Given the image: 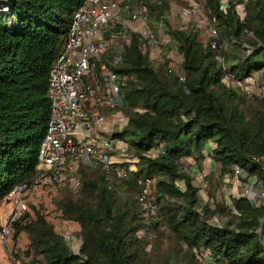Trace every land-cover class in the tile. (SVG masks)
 <instances>
[{
	"label": "trees",
	"instance_id": "trees-1",
	"mask_svg": "<svg viewBox=\"0 0 264 264\" xmlns=\"http://www.w3.org/2000/svg\"><path fill=\"white\" fill-rule=\"evenodd\" d=\"M85 1L0 0L1 198L35 174L51 113L50 72L64 49L74 13ZM135 1L148 6L152 23L164 25L170 44L181 54L185 88L178 78H164L154 68L139 33L131 32L124 62L115 69L133 76L121 108L128 124L116 138L136 153L142 168L129 180H117L102 169L82 167V189L61 191L57 209L62 219L81 228L79 254L40 211L16 224L14 239L27 234L30 255L43 264H204L201 252L210 253L217 264H264V204L257 207L246 198H234L239 215L225 202L214 208L199 205L200 189L181 167L183 158H194L201 166L212 142V159L221 176L238 166L264 182V168L253 160L264 158V101L247 98L224 82L218 54L198 41L195 28L170 26L166 15L171 0L124 3L132 7ZM202 1L208 16L216 18L220 56L235 79L243 81L263 70L264 2L248 0L242 21L233 6L225 14L219 0ZM122 30V25L113 29ZM162 144L166 155L147 156ZM139 177L156 179L149 194L158 206L152 223L137 198L128 201L117 191L120 184L139 191ZM111 180L113 191L108 188ZM215 215L227 221L213 224Z\"/></svg>",
	"mask_w": 264,
	"mask_h": 264
},
{
	"label": "built area",
	"instance_id": "built-area-1",
	"mask_svg": "<svg viewBox=\"0 0 264 264\" xmlns=\"http://www.w3.org/2000/svg\"><path fill=\"white\" fill-rule=\"evenodd\" d=\"M124 1L86 0L74 13L64 49L49 76L48 96L51 113L35 174L31 181L17 186L4 198L0 197V251L7 250L14 238L18 222L24 218L34 219L31 199L35 194L50 190H69L76 193L82 189L80 168H99L117 180H129L131 177L133 166L120 165L129 160L125 155L128 147L122 140L116 138L128 124V118L121 108L124 90L133 78L132 75L120 74L115 70L122 66L124 51L132 41L131 32L129 35L125 33L128 23L120 14ZM219 2L220 10L225 14L233 6L242 21L246 17L248 0ZM127 9L129 11L131 8ZM190 15L191 10L186 9L181 17L187 19ZM132 21L142 24L139 40L145 49L150 44L171 42L168 34L156 33L150 27L149 8L146 4L134 7ZM212 21L207 46L210 45L216 52L222 47L219 43L220 30L216 25V18ZM117 24L122 25V31H113ZM150 49L155 48L150 45ZM248 53H251L249 48ZM217 54L227 80L235 81L248 95L256 93L260 99H264V69L258 72V78L253 75L243 81H237L223 62L220 51ZM177 78L185 88L186 74ZM137 111L145 110L139 108ZM215 149L216 145L209 152V156H212ZM158 155H166L163 144L147 156ZM253 160L264 168V158L255 157ZM232 171L223 176L224 183L239 182L249 176L238 166H234ZM134 172H137V169ZM249 182L244 185L241 197L246 198L253 206H262L264 182L258 181L256 176L251 177ZM136 183L139 188L136 198L143 205L144 217L149 219V213L154 215L158 213L157 204L149 202V194L155 185V179L139 177ZM206 186V183L199 184L200 195H203ZM108 188L113 189L112 180ZM229 203L227 200L226 205L231 213L239 215L233 203ZM138 235L142 237L143 232H139ZM200 257L203 261L211 260V264H217L208 252H201ZM2 261L0 258V263Z\"/></svg>",
	"mask_w": 264,
	"mask_h": 264
},
{
	"label": "rangeland",
	"instance_id": "rangeland-1",
	"mask_svg": "<svg viewBox=\"0 0 264 264\" xmlns=\"http://www.w3.org/2000/svg\"><path fill=\"white\" fill-rule=\"evenodd\" d=\"M141 2L135 1L132 7L129 3V7H140ZM128 6L125 3H122L121 12L128 11ZM191 10V15L187 19H182L181 14L184 10ZM120 12V14H121ZM10 18V16H9ZM123 18V17H122ZM166 19L169 21L170 26L173 29L187 30L188 28L193 29L197 32L198 41L207 46L208 39L210 37V27L213 24L212 19L208 16L205 9V3L202 0H171L170 1V9L167 12ZM14 24L13 21H11ZM150 27L156 33L168 34L164 25L152 23L149 17ZM118 25V24H117ZM112 29V28H110ZM133 32L132 29L126 28L125 33L127 35ZM139 32V31H138ZM150 45H152L155 49L151 50ZM146 50L149 55L154 68L160 72V74L164 78H169L174 80L180 75H184V71L182 69V56L178 52L177 48L173 44H162L160 42L150 44ZM221 51H216L217 53ZM259 81V80H258ZM257 81V83H258ZM224 82L231 88L239 90L242 95L247 98H257L261 101L264 99H260L256 93H252L248 95L245 91L240 89L235 81L224 79ZM127 147V146H126ZM125 155L128 157V161L120 164L124 167L133 166L132 170L134 172L135 169L142 168V162L140 158L136 155L134 151L131 149H127ZM209 155V154H208ZM212 157V156H211ZM134 160V161H133ZM204 161V160H203ZM181 167L184 171L189 173L190 165L188 162V158L181 161ZM210 164H214V162L210 161ZM208 166V165H207ZM214 166V165H213ZM94 171H100L99 168H92ZM196 175L193 177V183L195 186H199L202 183L207 184V188L200 195L199 205H209L214 208L217 203H222L228 200L231 204L234 198H238V196H242L244 192V185L250 183L249 180L253 176H248L245 179L240 180L239 182L235 181L232 183H224L223 176H221V171L218 169V172L211 173L207 175L205 173L204 165H198L195 167ZM190 174V173H189ZM207 175V176H206ZM257 177V176H256ZM254 181V180H253ZM252 181V182H253ZM258 181L260 179L258 178ZM156 182V179H155ZM179 186L183 189L185 185L183 182H179ZM115 190L113 187L112 191ZM61 191L58 190H50L41 192L39 194H35L31 199V205L33 213L35 211H40L43 215L47 216L48 220L54 225L56 232L62 235L67 241L68 245L72 249V251L76 254L80 253L82 248V238H81V228L78 224L74 222L64 221L62 219L61 212L57 209L58 199L61 194ZM117 191L119 194L128 201H135L139 191L133 190V188H127L126 186L120 184L117 186ZM149 202L156 203V201L149 199ZM143 206V205H142ZM157 215V214H156ZM154 214H148L149 219H146L148 223H152L155 216ZM35 218V214L34 217ZM227 221V218H219L218 215H215L212 219L213 224H219L222 226L224 222ZM164 231H168L164 228ZM169 234V232H167ZM66 236V237H65ZM151 236V233L148 237ZM29 245L30 241L27 234H21L17 240L14 238L10 241V244L6 251H0V258L3 260L0 264H43V261L35 262L32 255L29 253ZM147 250H151V244H148ZM211 260L204 261V264H211Z\"/></svg>",
	"mask_w": 264,
	"mask_h": 264
},
{
	"label": "crops",
	"instance_id": "crops-1",
	"mask_svg": "<svg viewBox=\"0 0 264 264\" xmlns=\"http://www.w3.org/2000/svg\"><path fill=\"white\" fill-rule=\"evenodd\" d=\"M124 12L123 11L121 12V16L123 17L124 21L128 23L127 28L132 29V31L135 33H139L138 31L141 30L142 24L140 22H137V21H135V22L132 21V13L134 12V7L131 8L126 13H124ZM254 75L256 76V78L259 77V73H255ZM213 146H215L214 143H212V142L208 143L206 145V149H205V159L203 161V165H204L205 173L207 175H209L211 173H215V175H216V172H218V169H220L219 165L212 159L211 156L208 155L209 152L213 149ZM210 161L214 162V164H210ZM188 162L190 165L189 173L191 174V176H195L196 175L195 172L198 171V170H195V167H198V164L194 158H188ZM206 188H207V186H206ZM206 188H205V190H206ZM238 197H240V196H238Z\"/></svg>",
	"mask_w": 264,
	"mask_h": 264
},
{
	"label": "water",
	"instance_id": "water-1",
	"mask_svg": "<svg viewBox=\"0 0 264 264\" xmlns=\"http://www.w3.org/2000/svg\"><path fill=\"white\" fill-rule=\"evenodd\" d=\"M260 236H261V240L264 242V220L260 228ZM82 244H83V241H82Z\"/></svg>",
	"mask_w": 264,
	"mask_h": 264
},
{
	"label": "bare ground",
	"instance_id": "bare-ground-1",
	"mask_svg": "<svg viewBox=\"0 0 264 264\" xmlns=\"http://www.w3.org/2000/svg\"><path fill=\"white\" fill-rule=\"evenodd\" d=\"M4 11H7V9H3Z\"/></svg>",
	"mask_w": 264,
	"mask_h": 264
}]
</instances>
